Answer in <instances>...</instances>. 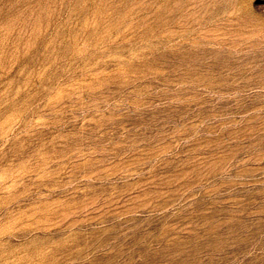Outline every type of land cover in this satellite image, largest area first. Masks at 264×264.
<instances>
[{
	"label": "rangeland",
	"instance_id": "obj_1",
	"mask_svg": "<svg viewBox=\"0 0 264 264\" xmlns=\"http://www.w3.org/2000/svg\"><path fill=\"white\" fill-rule=\"evenodd\" d=\"M0 264H264V0H0Z\"/></svg>",
	"mask_w": 264,
	"mask_h": 264
},
{
	"label": "bare ground",
	"instance_id": "obj_2",
	"mask_svg": "<svg viewBox=\"0 0 264 264\" xmlns=\"http://www.w3.org/2000/svg\"><path fill=\"white\" fill-rule=\"evenodd\" d=\"M139 37H142V33H140ZM127 75V74H126ZM116 79V78H115Z\"/></svg>",
	"mask_w": 264,
	"mask_h": 264
}]
</instances>
